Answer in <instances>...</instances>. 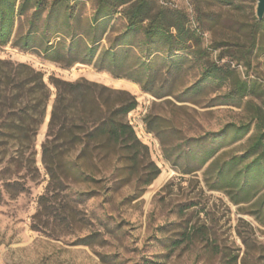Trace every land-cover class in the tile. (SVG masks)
I'll use <instances>...</instances> for the list:
<instances>
[{"label": "rangeland", "instance_id": "rangeland-1", "mask_svg": "<svg viewBox=\"0 0 264 264\" xmlns=\"http://www.w3.org/2000/svg\"><path fill=\"white\" fill-rule=\"evenodd\" d=\"M67 1L69 17L80 21L79 31L89 29L98 0ZM156 2L185 13L194 35L191 47L166 52L162 41L147 45L138 29L124 40L134 44L132 51L122 48L117 41L127 28L123 7L111 16L92 63L82 62V46L76 51L79 62L72 65L15 47L14 37L0 46L2 59L41 70L52 90L35 141L41 175L28 180V192L17 197L2 192L0 197V264H264V174L258 183L251 178L247 192L229 187L219 176L234 157H241L236 169L244 170L257 156L250 147L258 127L264 126V33H257L255 43L252 39L259 20L257 2ZM60 6L62 15L67 5ZM69 43L64 42L65 49ZM112 46L122 64L104 65L116 72L101 69L97 61ZM141 63L151 69L136 72ZM213 64L223 67V79L204 80L203 71ZM51 76L86 79L134 97L137 106L127 120L147 148L127 163L95 161V180L72 183L67 191L79 201L64 209L60 197L54 208L43 212L39 197L46 192L48 175L42 143L56 96ZM237 81L253 90L233 100L227 95ZM240 126H249V131L236 138ZM6 154L0 149V170ZM154 166L160 173L145 185Z\"/></svg>", "mask_w": 264, "mask_h": 264}, {"label": "trees", "instance_id": "trees-1", "mask_svg": "<svg viewBox=\"0 0 264 264\" xmlns=\"http://www.w3.org/2000/svg\"><path fill=\"white\" fill-rule=\"evenodd\" d=\"M65 3V13L61 15L60 5ZM122 7L127 21L126 31L117 41L122 48L132 51L134 44L124 40L138 29H142L147 45L162 41L161 47L166 52L177 54L191 47L194 35L188 27V17L181 10L162 7L156 0H98L89 29L84 31H79L80 21L76 17H69L67 0H0V46L9 44L14 37L15 47L38 50L48 60L65 61L69 65L79 62L76 51L82 46L86 54L82 62L92 63L111 16ZM44 13L46 16L42 17ZM98 29H102L101 33L95 31ZM254 29L252 39L255 43L257 33H264V19L256 21ZM66 40L70 43L65 49ZM113 48L98 56L101 69L106 68L104 62L115 66L122 64V57ZM148 50L151 53L152 49ZM139 68L136 72L147 73L151 66L141 63ZM106 69L116 72L113 67ZM129 76L139 79L134 74ZM203 79H223V67L211 65L203 71ZM50 83L56 89V96L42 143V163L48 175L46 192L39 197L43 212L54 208L60 197L65 199L64 209L70 202L79 201L71 198L67 191L72 183L95 180L91 174L95 161L127 163L137 160L140 149L147 148L127 120L128 113L137 106L135 98L127 92L86 79L73 82L51 76ZM236 83L228 98L242 99L252 93L253 88L247 82ZM51 95L50 85L41 70L0 57V149L7 153L2 158L0 170V197L2 192L11 197L28 192V180L34 182L40 177L35 141L46 119ZM248 131L249 126L236 127V138ZM253 139L251 155L257 156L244 170L236 169L241 157H234L219 173L229 187L244 192L252 181L258 183L263 178L264 126L258 127ZM216 151H212L204 163ZM154 168L144 181L145 185L159 175L160 170ZM242 178L245 181L242 182ZM82 242L88 244L86 239Z\"/></svg>", "mask_w": 264, "mask_h": 264}, {"label": "water", "instance_id": "water-1", "mask_svg": "<svg viewBox=\"0 0 264 264\" xmlns=\"http://www.w3.org/2000/svg\"><path fill=\"white\" fill-rule=\"evenodd\" d=\"M256 15L259 20L264 19V0H256Z\"/></svg>", "mask_w": 264, "mask_h": 264}]
</instances>
